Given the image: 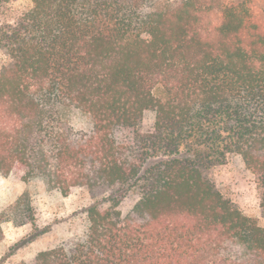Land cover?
<instances>
[{"label":"trees","instance_id":"1","mask_svg":"<svg viewBox=\"0 0 264 264\" xmlns=\"http://www.w3.org/2000/svg\"><path fill=\"white\" fill-rule=\"evenodd\" d=\"M0 51V176L95 199L33 264H264L208 177L240 156L264 206V0H30ZM31 220L27 194L0 207V240Z\"/></svg>","mask_w":264,"mask_h":264},{"label":"rangeland","instance_id":"2","mask_svg":"<svg viewBox=\"0 0 264 264\" xmlns=\"http://www.w3.org/2000/svg\"><path fill=\"white\" fill-rule=\"evenodd\" d=\"M29 6L30 0H0V25L13 24ZM7 60L0 51V69ZM151 121V115H147L144 125L149 126ZM73 126L85 128V118L75 116ZM208 177L225 199L264 228L262 189L240 156L228 155L223 165L210 169ZM23 194H27L33 220L22 226L11 222L2 226L0 264H33L39 253L80 238L86 226L82 210L95 202L85 188L74 189L65 197L57 191H47L41 180H24L20 169L7 177L0 176V207L13 203ZM135 202L136 198H126L119 209L126 214Z\"/></svg>","mask_w":264,"mask_h":264}]
</instances>
